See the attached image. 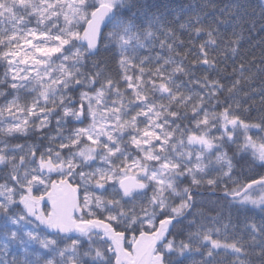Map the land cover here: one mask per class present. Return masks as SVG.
Listing matches in <instances>:
<instances>
[{
	"label": "snow or ice",
	"instance_id": "obj_1",
	"mask_svg": "<svg viewBox=\"0 0 264 264\" xmlns=\"http://www.w3.org/2000/svg\"><path fill=\"white\" fill-rule=\"evenodd\" d=\"M257 27L264 0H0V264H264Z\"/></svg>",
	"mask_w": 264,
	"mask_h": 264
},
{
	"label": "trees",
	"instance_id": "obj_2",
	"mask_svg": "<svg viewBox=\"0 0 264 264\" xmlns=\"http://www.w3.org/2000/svg\"><path fill=\"white\" fill-rule=\"evenodd\" d=\"M162 2L170 4L172 7H177L183 0H162ZM242 43L244 44L243 51L245 54H255V57L258 58L261 55V45L264 44V33H261L259 27H257L253 32L248 33L244 32ZM245 171H247V167H245ZM220 195V193L213 194L212 192H205L203 196V205L206 211H210L211 214H215L212 212L213 206L218 203L216 200V196ZM219 203H223L220 201Z\"/></svg>",
	"mask_w": 264,
	"mask_h": 264
}]
</instances>
